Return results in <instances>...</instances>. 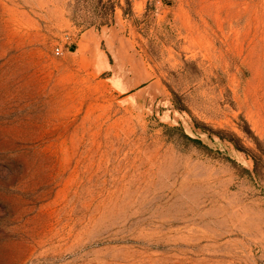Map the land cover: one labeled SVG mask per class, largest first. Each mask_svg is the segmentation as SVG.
<instances>
[{
    "label": "rangeland",
    "instance_id": "rangeland-1",
    "mask_svg": "<svg viewBox=\"0 0 264 264\" xmlns=\"http://www.w3.org/2000/svg\"><path fill=\"white\" fill-rule=\"evenodd\" d=\"M110 3L0 0V264H264V0Z\"/></svg>",
    "mask_w": 264,
    "mask_h": 264
},
{
    "label": "trees",
    "instance_id": "trees-1",
    "mask_svg": "<svg viewBox=\"0 0 264 264\" xmlns=\"http://www.w3.org/2000/svg\"><path fill=\"white\" fill-rule=\"evenodd\" d=\"M81 0H79V2H80ZM82 1H84V2H87V3H90V2H93L94 4H95V9H96V12H98L99 11V14H101V10H102V8H104L105 9V12H104V15H105V17L108 19V18H110V13H111V4L112 3H110L112 0H108V2L107 3H104V0H82ZM109 5H110V7H109ZM112 7H114V4H112ZM109 20V19H108ZM84 24V23H83ZM243 131L247 134V135H249V136H254L253 135V133H252V131L247 127V129H244L243 128ZM253 138H256L255 136L253 137ZM256 140V139H255ZM235 146L237 147V148H239L238 147V145H236L235 144ZM255 162H256V157H255Z\"/></svg>",
    "mask_w": 264,
    "mask_h": 264
},
{
    "label": "built area",
    "instance_id": "built-area-1",
    "mask_svg": "<svg viewBox=\"0 0 264 264\" xmlns=\"http://www.w3.org/2000/svg\"><path fill=\"white\" fill-rule=\"evenodd\" d=\"M56 54L57 55H60L61 54L60 48H56Z\"/></svg>",
    "mask_w": 264,
    "mask_h": 264
},
{
    "label": "crops",
    "instance_id": "crops-1",
    "mask_svg": "<svg viewBox=\"0 0 264 264\" xmlns=\"http://www.w3.org/2000/svg\"><path fill=\"white\" fill-rule=\"evenodd\" d=\"M118 91H121L122 92V90L121 89H119L118 87L116 88ZM126 93V92H125Z\"/></svg>",
    "mask_w": 264,
    "mask_h": 264
}]
</instances>
